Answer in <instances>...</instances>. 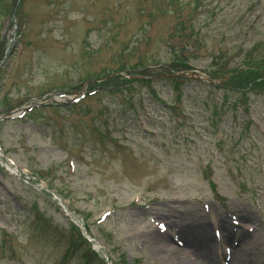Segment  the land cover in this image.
<instances>
[{
    "label": "rangeland",
    "instance_id": "rangeland-1",
    "mask_svg": "<svg viewBox=\"0 0 264 264\" xmlns=\"http://www.w3.org/2000/svg\"><path fill=\"white\" fill-rule=\"evenodd\" d=\"M216 1L0 0V46L11 47V39H19L2 73L0 115L41 96L84 90L122 68L161 74L179 51L194 68L189 73L199 75L219 65L235 70L250 51L262 58L264 0H222L219 6ZM22 21L27 24L17 36ZM147 65L150 69L141 71ZM160 78L153 87L157 98L144 88L128 97L101 91L88 101L85 115L74 108L45 109L23 122L0 125L6 155L40 174L74 214L65 215L53 197L39 192L34 182L25 184L26 178L9 175L0 163V264H104L101 252L86 263L82 255L90 252L84 244L67 253L69 240L77 239L71 225L82 217L116 264H184L183 256L175 260L171 252L146 243L153 230L141 205L149 202L155 204L151 216L165 222L171 233L196 226L193 231L204 238L205 230L212 238L219 219L229 224L225 214L230 212L238 218L239 238L247 236L252 248L250 255L238 251L231 264L243 254L251 263L263 259L264 137L255 128L264 131V94L226 97L193 81L182 87L177 108L173 86ZM168 107L178 112L180 125ZM107 133L122 149L108 145ZM68 156L85 160L74 161L71 178L66 175ZM136 194L143 200L132 207ZM202 195L215 209L211 221L197 204ZM69 199L74 204L68 205ZM113 208L118 212L104 225H94ZM163 238L169 242V236Z\"/></svg>",
    "mask_w": 264,
    "mask_h": 264
},
{
    "label": "bare ground",
    "instance_id": "bare-ground-1",
    "mask_svg": "<svg viewBox=\"0 0 264 264\" xmlns=\"http://www.w3.org/2000/svg\"><path fill=\"white\" fill-rule=\"evenodd\" d=\"M245 218V217H243ZM220 224L221 226H223L224 230L229 234V226L228 224L226 223L225 220H220ZM190 229V228H189ZM229 229V231H228ZM194 228L190 229V230H187V229H184L182 230V241L186 244V245H190V246H193L195 247V249L198 251L200 257H201V260H202V263L203 264H218L215 262L214 260V254H215V249L213 247V240L212 238L208 235V233L206 232V230L204 231L205 233V237H198V232H195L193 231ZM230 237V235H229ZM246 239H248L247 236H242L241 238V244H242V247H240L242 250L244 248H246L247 250V253H250L251 252V249L247 247V243L245 242ZM164 248V247H163ZM170 250H167V254H170ZM249 257L250 256H246V255H243L241 257V260L238 261V264H264V258L263 259H259L260 262L258 261V263H251L249 261ZM180 258L179 256H174V259H178ZM187 263V262H186ZM189 264V263H187Z\"/></svg>",
    "mask_w": 264,
    "mask_h": 264
},
{
    "label": "trees",
    "instance_id": "trees-1",
    "mask_svg": "<svg viewBox=\"0 0 264 264\" xmlns=\"http://www.w3.org/2000/svg\"><path fill=\"white\" fill-rule=\"evenodd\" d=\"M246 84H247V81L244 79V80L240 81L239 84H236V87H238L239 89H243V88H245Z\"/></svg>",
    "mask_w": 264,
    "mask_h": 264
}]
</instances>
